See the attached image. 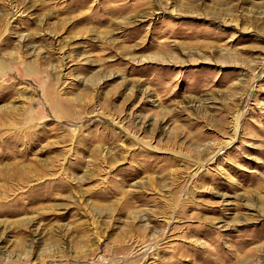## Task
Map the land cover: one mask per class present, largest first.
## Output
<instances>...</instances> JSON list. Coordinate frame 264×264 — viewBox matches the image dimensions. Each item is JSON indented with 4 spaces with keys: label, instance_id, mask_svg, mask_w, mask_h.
<instances>
[{
    "label": "rangeland",
    "instance_id": "obj_1",
    "mask_svg": "<svg viewBox=\"0 0 264 264\" xmlns=\"http://www.w3.org/2000/svg\"><path fill=\"white\" fill-rule=\"evenodd\" d=\"M0 264H264V0H0Z\"/></svg>",
    "mask_w": 264,
    "mask_h": 264
}]
</instances>
